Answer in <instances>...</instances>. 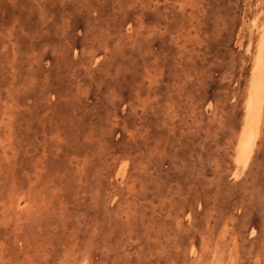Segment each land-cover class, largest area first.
I'll list each match as a JSON object with an SVG mask.
<instances>
[{"label": "rangeland", "instance_id": "rangeland-1", "mask_svg": "<svg viewBox=\"0 0 264 264\" xmlns=\"http://www.w3.org/2000/svg\"><path fill=\"white\" fill-rule=\"evenodd\" d=\"M263 6L0 0V264H264Z\"/></svg>", "mask_w": 264, "mask_h": 264}, {"label": "bare ground", "instance_id": "bare-ground-1", "mask_svg": "<svg viewBox=\"0 0 264 264\" xmlns=\"http://www.w3.org/2000/svg\"><path fill=\"white\" fill-rule=\"evenodd\" d=\"M251 6V5H250ZM253 6H251L252 8ZM264 7V6H263ZM251 11V10H250ZM249 11V12H250ZM243 12V11H242ZM253 12V11H251ZM260 15V14H259ZM263 15V14H262ZM258 16V14H257ZM263 17V16H262ZM242 20V19H241ZM247 22V21H246ZM242 23V22H241ZM245 23V22H244ZM254 23V22H252ZM260 24V22H259ZM244 25V24H243ZM253 25V24H252ZM253 27V26H251ZM262 28V27H261ZM251 32V31H250ZM262 33V32H261ZM263 34V33H262ZM250 35V34H249ZM251 36V35H250ZM258 36V35H257ZM253 38V37H251ZM258 38V37H257ZM249 40V39H248ZM253 41V40H252ZM251 41V43H252ZM255 42V41H254ZM234 43V42H233ZM250 43V42H249ZM249 45V44H247ZM252 45V44H251ZM255 46V45H254ZM264 36L262 37V39L260 40V42L257 44V48H256V52H255V55L253 57L254 59V78L251 82V85L249 87V89L246 91V93H248V96L247 97V100H246V103H244V105L246 104V116H245V125H244V129H243V133H242V141H241V144H240V161L242 162V165L243 167H245L244 165L247 163L248 159H249V152L251 150V146H252V143H253V134H254V130H253V119L255 118L256 116V110H257V107L259 106V103L261 102L262 100V97H263V84H264ZM249 51V50H248ZM253 62V61H252ZM251 69V68H250ZM249 73H250V70H249ZM249 75V74H248ZM248 77V76H247ZM247 80V78H246ZM251 81V80H250ZM250 84V83H249ZM245 97V96H244ZM244 100V101H245ZM243 104V103H242ZM263 104V102H262ZM260 109V108H259ZM258 112H260L258 110ZM243 120L240 121V123H242ZM244 123V122H243ZM243 125V124H242ZM240 129V128H239ZM242 132V131H241ZM253 132V133H252ZM241 136V135H240ZM238 139V138H237ZM236 139V140H237ZM235 141V140H234ZM236 143V141H235ZM234 143V146L235 145ZM235 148V147H234ZM238 152V151H237ZM236 152V149H235V153L238 154ZM234 153V151H233ZM233 156V155H232ZM237 167V166H236ZM242 169H240L241 171ZM119 171V170H118ZM239 171V172H240ZM208 234V233H207ZM224 237V236H223ZM208 238V237H207ZM224 239V238H223ZM205 239H203L204 241ZM207 240V239H206ZM209 240V238H208ZM217 240V239H216ZM202 241V242H203ZM206 242V241H205ZM204 242V244H205ZM208 242V241H207ZM229 242V241H228ZM233 242V241H232ZM222 243V242H221ZM224 243V242H223ZM227 243V241H226ZM203 244V246H204ZM206 247V246H205ZM229 247V246H228ZM207 248V247H206ZM205 248V249H206ZM194 251V250H193ZM202 250L200 249V252ZM204 251V250H203ZM212 251V250H211ZM202 254V253H201ZM225 254V252H224ZM227 254V253H226ZM217 257V256H216ZM224 257V256H223ZM214 258V257H213ZM215 260V258H214ZM221 261V260H220ZM233 261V260H232Z\"/></svg>", "mask_w": 264, "mask_h": 264}]
</instances>
